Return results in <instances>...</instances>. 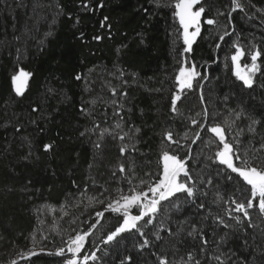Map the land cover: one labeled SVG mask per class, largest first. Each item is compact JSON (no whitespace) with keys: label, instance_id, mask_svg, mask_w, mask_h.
I'll return each instance as SVG.
<instances>
[{"label":"trees","instance_id":"1","mask_svg":"<svg viewBox=\"0 0 264 264\" xmlns=\"http://www.w3.org/2000/svg\"><path fill=\"white\" fill-rule=\"evenodd\" d=\"M175 2L0 0V264H66L77 235L85 237L79 258L97 257L87 264H186L189 253L200 264H220L215 256L264 264V217L254 207L255 227L229 218L251 186L219 162L223 144L210 131L224 130L236 166L264 168V0H239L235 11L232 0H201L188 53ZM238 49L244 61L260 52L251 87L234 71ZM185 64L199 76L180 90ZM21 69L31 75L17 95L11 78ZM166 131L179 143L164 139ZM164 151L186 161L194 196L161 201L151 224L137 222L143 236L131 229L105 243L125 218L109 205L147 192L162 176Z\"/></svg>","mask_w":264,"mask_h":264},{"label":"snow or ice","instance_id":"2","mask_svg":"<svg viewBox=\"0 0 264 264\" xmlns=\"http://www.w3.org/2000/svg\"><path fill=\"white\" fill-rule=\"evenodd\" d=\"M201 0H176L174 4V16L178 18L180 25L183 28V40L186 47L184 48V52L188 53L192 50V45L195 41V38L200 33V23H201V17L205 12V8L203 6L199 7L197 10L193 11V8L196 4H200ZM232 3L234 4L233 11L240 9L242 10V5L239 2V0H232ZM83 7L87 8L88 5L84 4ZM223 15V13H220ZM231 13H229V16ZM105 21H107V17L104 18ZM205 23L208 25H215L217 21L215 19H206ZM102 27L104 26L102 22ZM190 28H194V31H189ZM228 33L225 32V35ZM83 36V33H81V37ZM102 37L97 35L93 37L95 40H100ZM220 39H223V36L220 37ZM244 53L237 50L236 55L232 56V60L234 62H238L240 56H242ZM260 56V52H255L251 56L252 65L251 68L248 69V72L245 74H241L239 71L240 65L237 63V72L236 75L239 79H241L245 85L248 87L252 86V77L249 73H254L258 71V66L256 64L257 58ZM31 74L28 72L23 71L22 69L17 75L12 76V83L14 85V90L17 95H23L24 87L26 85V82ZM197 76H199V73L195 71V65H193L190 69H186L185 67H181L179 70V75L177 77V80L180 84L181 90L184 88L191 89L192 88V81ZM76 80H81L82 76L80 74L75 75ZM115 92V90H113ZM126 94V93H125ZM180 99L179 95L174 96L172 100V111H177L176 109V101ZM203 99V97H201ZM33 111H37V109H33ZM206 114V110H205ZM195 124L196 121H193ZM210 131L214 133L220 140V142L223 144V149L219 152H217L216 156L219 160V162L223 165H225L228 169H231L232 172L238 173L240 177L243 178V180L250 185V193L251 198L247 199L245 201L237 202L232 201V203L235 205V207L228 212L229 218L235 219L238 224L243 223L244 220L248 221L249 227H255L251 221V213L250 209H253L254 207L257 208L259 214L264 217V168H258L256 166H250L248 165L247 161H244L245 166L244 167H238L233 161V157L235 156L236 160L240 159V156L236 155L233 151L232 145L225 142V132L220 126L211 127ZM136 132H139V129H136ZM81 135H84V133H81ZM198 136V134H197ZM120 139H124L123 136L120 137ZM164 139L171 143H179L178 141L173 140V134L171 131H166L164 133ZM100 145H96V147H99ZM44 151L48 152L51 151L53 148V144L48 143L43 146ZM121 153H124L126 151L125 148L120 149ZM27 159V157H25ZM162 160H163V172L162 176L153 184H150L148 187L147 192H140L136 193L130 196H122L121 199L123 200V204H120L119 201H117V206L112 207L109 205L112 211L114 212H120L121 209L124 210L125 218L123 220V224L116 228L115 231H113L111 234L107 236V239L105 243L111 242L114 239H116L121 233L125 232L126 230L136 229L137 232L140 233L141 236L144 235V233L137 227V222L144 219V217H149L148 220L145 221L146 224L152 223V216L151 214H155L159 211V205L161 201L169 200L171 197L175 196L178 193H185L187 197H193L195 193L194 188V181L192 176L189 174V171L186 167V161L178 158L176 155H170L169 152L164 151L162 154ZM120 171H124V167L121 165ZM181 174L186 177L187 179L185 181H181L179 177ZM135 192V189L132 190ZM152 194V197L150 198L148 193ZM255 201V203H254ZM136 206L138 208H142V211L139 215L136 216H129L127 214V210L132 207ZM203 207V205H201ZM232 212L242 213L243 219L239 216H232ZM98 215H103L102 213H98ZM218 222L220 224H223L224 227H229V225L225 224L224 220L222 218H217ZM195 231V228L193 229ZM189 236L193 235L192 232L188 233ZM159 238V237H157ZM84 235H77L75 238L70 240V243L68 245V252L73 253V258L68 259L66 264H78L77 254L80 253L81 249L84 245ZM201 243L202 245H206L208 243L207 239L203 238V235L201 234ZM149 244L148 239H144L143 242L140 244L141 248L147 247ZM64 249L61 248L58 252H56V255H64ZM30 255H36L35 252H31ZM96 260L97 257L95 253H92L91 255H86L83 257L82 261H80V264H87V261ZM214 259L217 261H220V264H223V261L221 260L220 256H215ZM200 264L199 260H196L195 257L189 253L186 264ZM12 264H15V261L12 262ZM160 264H168V262L165 259L160 260Z\"/></svg>","mask_w":264,"mask_h":264},{"label":"rangeland","instance_id":"3","mask_svg":"<svg viewBox=\"0 0 264 264\" xmlns=\"http://www.w3.org/2000/svg\"><path fill=\"white\" fill-rule=\"evenodd\" d=\"M195 10H197L196 9V5L194 6V8H193V11H195ZM195 29L194 28H190L189 29V31L191 32V31H194ZM182 36H183V28H182ZM196 39V38H195ZM236 55V54H235ZM237 63H239V65H240V68H239V71L241 72V74H245V73H247L248 72V69L249 68H251V65H252V61H244L243 59H242V56H240V58H239V60H238V62H234V71H235V73L237 72ZM184 67L186 68V69H190L191 68V66H189V65H187V64H185L184 65ZM20 72V71H19ZM18 72V73H19ZM17 73V74H18ZM255 73L256 72H254V73H249L250 75H251V77H252V81L254 82V80H255ZM16 74V75H17ZM29 79V78H28ZM193 81H194V79H193ZM193 81H192V84H193ZM27 82H28V80H27ZM27 82H26V85H27ZM252 82V83H253ZM178 84H179V82H178ZM26 85H25V87H26ZM24 87V88H25ZM179 89L181 90V88H180V84H179ZM179 179H180V177H179ZM130 216V215H129ZM77 259H78V263H80V261H82V259L83 258H79V256H78V254H77V257H76Z\"/></svg>","mask_w":264,"mask_h":264},{"label":"water","instance_id":"4","mask_svg":"<svg viewBox=\"0 0 264 264\" xmlns=\"http://www.w3.org/2000/svg\"><path fill=\"white\" fill-rule=\"evenodd\" d=\"M127 214L132 216V214L130 212L127 211ZM102 218V217H101ZM93 230V229H92ZM37 254V253H36ZM30 256H33V255H30Z\"/></svg>","mask_w":264,"mask_h":264}]
</instances>
